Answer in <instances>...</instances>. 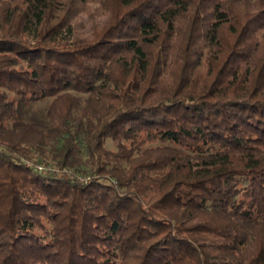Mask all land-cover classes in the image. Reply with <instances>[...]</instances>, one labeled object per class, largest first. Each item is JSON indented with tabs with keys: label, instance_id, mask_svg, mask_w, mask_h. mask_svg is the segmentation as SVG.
<instances>
[{
	"label": "trees",
	"instance_id": "1",
	"mask_svg": "<svg viewBox=\"0 0 264 264\" xmlns=\"http://www.w3.org/2000/svg\"><path fill=\"white\" fill-rule=\"evenodd\" d=\"M0 264H264V0H0Z\"/></svg>",
	"mask_w": 264,
	"mask_h": 264
},
{
	"label": "built area",
	"instance_id": "2",
	"mask_svg": "<svg viewBox=\"0 0 264 264\" xmlns=\"http://www.w3.org/2000/svg\"><path fill=\"white\" fill-rule=\"evenodd\" d=\"M36 166L39 169H41V170H45L46 169V167L43 164H41V163L36 164ZM56 170H58V168H56ZM77 179H79L81 181H86V180L89 179V176H87V175H77Z\"/></svg>",
	"mask_w": 264,
	"mask_h": 264
},
{
	"label": "rangeland",
	"instance_id": "3",
	"mask_svg": "<svg viewBox=\"0 0 264 264\" xmlns=\"http://www.w3.org/2000/svg\"><path fill=\"white\" fill-rule=\"evenodd\" d=\"M81 19L84 21V23L86 24V28H90L92 25V21L90 19H88L87 14H82L81 15Z\"/></svg>",
	"mask_w": 264,
	"mask_h": 264
}]
</instances>
